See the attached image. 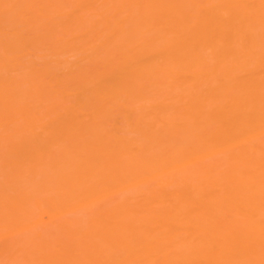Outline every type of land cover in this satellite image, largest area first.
Returning a JSON list of instances; mask_svg holds the SVG:
<instances>
[{"label":"bare ground","instance_id":"6f19581e","mask_svg":"<svg viewBox=\"0 0 264 264\" xmlns=\"http://www.w3.org/2000/svg\"><path fill=\"white\" fill-rule=\"evenodd\" d=\"M0 264H264V0H0Z\"/></svg>","mask_w":264,"mask_h":264}]
</instances>
